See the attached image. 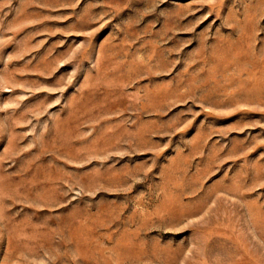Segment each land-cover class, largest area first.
<instances>
[{"label":"rangeland","instance_id":"rangeland-1","mask_svg":"<svg viewBox=\"0 0 264 264\" xmlns=\"http://www.w3.org/2000/svg\"><path fill=\"white\" fill-rule=\"evenodd\" d=\"M0 264H264V0H0Z\"/></svg>","mask_w":264,"mask_h":264}]
</instances>
